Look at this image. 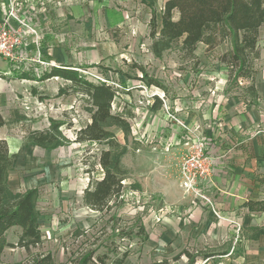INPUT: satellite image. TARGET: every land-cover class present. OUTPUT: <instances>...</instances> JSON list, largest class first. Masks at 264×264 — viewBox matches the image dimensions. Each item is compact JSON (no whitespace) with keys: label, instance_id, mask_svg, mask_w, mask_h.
<instances>
[{"label":"rangeland","instance_id":"rangeland-1","mask_svg":"<svg viewBox=\"0 0 264 264\" xmlns=\"http://www.w3.org/2000/svg\"><path fill=\"white\" fill-rule=\"evenodd\" d=\"M162 5L163 0H34L32 16L43 36V58L72 66L91 82L113 85L118 91L112 111L131 114L128 137L111 128L128 144L122 163L129 178L109 210L86 206L84 190L104 175L99 157L106 148L105 143L77 139L91 121L88 104L76 87L60 95L61 87L71 85L64 78L42 80L51 70L40 72L37 64L16 70L0 58V111L5 119L0 139L17 155L8 186L19 193L37 189L42 232V243L28 252L18 245L21 228H11L7 240L12 245L0 264H31L46 253L56 264H76L91 252V264H102L97 255L113 264L125 252L124 264H186L187 253L196 264H264V237L249 239L253 226H264V213L216 211L184 187L180 173L189 145L201 140L211 156L220 143L226 150L224 136L233 132L226 123L244 119L251 126L237 129L228 146L237 149L242 139L258 137L263 153L254 162L259 164L246 168L241 180L247 185L246 197L264 196V98L253 100L247 91L251 81L238 78L222 61L231 47L228 41L213 50L200 44L195 58L186 57L179 44L157 57L151 22L155 15L159 31ZM259 44L256 84L264 82L262 40ZM141 67L164 89L144 84ZM155 96L163 103L158 110L152 109ZM51 120L62 124L63 145L45 149L29 144V134L48 129ZM208 253L216 255L206 263Z\"/></svg>","mask_w":264,"mask_h":264},{"label":"trees","instance_id":"trees-1","mask_svg":"<svg viewBox=\"0 0 264 264\" xmlns=\"http://www.w3.org/2000/svg\"><path fill=\"white\" fill-rule=\"evenodd\" d=\"M151 38L152 51L157 56L179 44L181 52L195 58L200 44L213 50L223 42H230V49L222 56L238 78L249 79L248 93L253 99L258 98L254 70V60L259 57L260 40L264 47V0H167L162 9L161 26L158 31L155 15L152 17ZM72 66L53 68L45 73L42 80L51 77H62L70 86L59 89L60 95L68 88L76 87L81 99L88 104L91 114L90 122L78 132V141L105 143L101 150L99 163L104 171L100 179L90 181L84 190L83 202L86 206L99 211L109 210L111 201L123 192V181L129 178V171L123 166L122 158L129 152L128 144H122L111 128H120L125 138L130 134L128 117L130 113L113 112L112 104L117 96V89L106 81L94 83L85 78ZM143 73L139 79L147 86L155 85L164 89L156 78ZM153 110L162 107V100L155 96ZM5 119L0 111V128ZM58 121L51 120L46 130H35L28 136L29 144L45 149H54L63 145ZM5 139H0V259L6 247L12 244L7 240V232L13 227L21 228L18 245L30 252L31 247L42 243V232L36 209L37 189L25 193L14 192L8 186V177L16 165L17 155L10 154ZM140 186V184H139ZM141 188V186H140ZM257 210H264V202L258 203ZM144 233V229L140 227ZM264 234V228H255L252 234L257 239ZM227 252L226 254H228ZM95 252L84 256L76 264H91ZM128 252L115 258L113 264H124ZM214 253L205 254L206 263ZM186 264H196V259L187 253ZM96 261L105 264V256L97 255ZM31 264H56L51 253L36 256ZM161 264V263H154Z\"/></svg>","mask_w":264,"mask_h":264},{"label":"built area","instance_id":"built-area-1","mask_svg":"<svg viewBox=\"0 0 264 264\" xmlns=\"http://www.w3.org/2000/svg\"><path fill=\"white\" fill-rule=\"evenodd\" d=\"M33 2L0 0V58L9 61L16 70L35 68L37 64L40 72H45L60 66L43 58V36L32 16ZM214 171V158L207 153L206 145L201 140L189 145L180 163L182 184L211 206L213 203L204 194V186L211 181Z\"/></svg>","mask_w":264,"mask_h":264},{"label":"crops","instance_id":"crops-1","mask_svg":"<svg viewBox=\"0 0 264 264\" xmlns=\"http://www.w3.org/2000/svg\"><path fill=\"white\" fill-rule=\"evenodd\" d=\"M166 1L167 0H163L162 7ZM262 36L263 34H261V37ZM256 88L257 90L259 89L260 91H263L262 94V92L258 90V99L261 100L260 95L262 98H264V82L257 80ZM33 107L36 108V106ZM226 125L227 128H231L233 132H229L224 136L223 142H226V150L221 143L213 149L212 157L214 158L215 176L211 181L207 182L204 187V191L212 201L214 210L216 211L217 209L222 210L223 208L227 212L236 211L239 209H247L251 213H264V210L256 209V207H258V203L260 204L261 202H264V196L257 195V197H246L245 193L248 190L247 185H243L244 182L241 180L243 175L242 172L245 171L246 168H248L250 165L254 166L255 164H259L254 162V158L255 156H259L261 153H263V147L260 145L258 137H247V140L239 138L242 140L239 141L241 144L237 147V149L228 146L230 142H233L232 138L235 137L233 133H237V129L241 127L245 128V125L247 124L244 119H240L236 120V122L226 123ZM249 126H251V124H248L246 128ZM229 167L235 169V172L230 170ZM238 172L240 173L234 177V174ZM252 184L255 186L254 181H252ZM255 228H264V226L252 227L254 231ZM262 237H264V234L260 235L257 239H253L251 235L249 239L260 241Z\"/></svg>","mask_w":264,"mask_h":264}]
</instances>
